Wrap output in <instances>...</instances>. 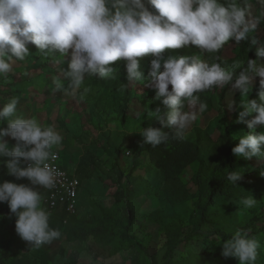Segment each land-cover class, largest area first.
Returning <instances> with one entry per match:
<instances>
[{"label":"rangeland","instance_id":"374dc122","mask_svg":"<svg viewBox=\"0 0 264 264\" xmlns=\"http://www.w3.org/2000/svg\"><path fill=\"white\" fill-rule=\"evenodd\" d=\"M239 3L253 18L264 15V0ZM250 35L264 43V20ZM28 47L29 55L23 60L13 58L12 71L0 76V108L18 97L17 115L34 117L45 126L55 125L64 139L62 147L53 151L79 177L83 188L77 218L63 225L59 238L39 248L16 233L15 215L7 202H0V264H163L172 247L175 251L170 264H239L235 257L222 254L224 240L237 230L248 231L259 241L255 264H264V160L232 153L239 138L252 132L247 125L251 116L243 122L238 120L236 106L246 99L238 90L229 86L224 91V85L197 94L207 107L198 113L187 137L199 141L206 162L205 184L200 188L197 183L200 164L196 163L182 178L191 192L189 201L171 205L165 200L160 173L148 165L140 134L150 124L160 127L147 112L163 108L162 98L156 99L147 79L128 81L120 61L114 65V78L86 77L84 86L90 89L87 95L70 96L55 83L67 69L70 56L45 55L34 44ZM195 54L209 63L214 60L200 50H194ZM247 59L264 64L250 42L229 41L220 62L226 69L239 63V72ZM259 81V77H253L248 96L257 103H261ZM61 82L67 86V81ZM184 110H191L187 103ZM0 127H7V122ZM256 131H264V126ZM224 135L232 138L231 146L223 141ZM5 139L10 148L15 146L14 139ZM8 159L0 158V168ZM230 171L242 174L236 186L227 180ZM4 181L30 185L8 171L0 179ZM249 195L257 203L244 209L239 202ZM198 202L207 208L201 210ZM55 217L50 215L49 219L54 227Z\"/></svg>","mask_w":264,"mask_h":264},{"label":"clouds","instance_id":"9594fccd","mask_svg":"<svg viewBox=\"0 0 264 264\" xmlns=\"http://www.w3.org/2000/svg\"><path fill=\"white\" fill-rule=\"evenodd\" d=\"M150 6V7H149ZM264 15L253 18L239 0H0V76L12 71L13 58L29 55V44L41 53L70 56L67 69L55 80L67 95L84 98L90 89L89 76L114 78V65L122 61L128 81L147 79L148 87L162 98L163 108L149 110L147 116L158 122L144 127L143 143L156 147L169 138L184 139L198 113L206 110L199 103L200 92L231 85L242 99L236 106L238 120L246 117L252 132L239 138L232 153L245 159L264 160V64L247 59L231 69L221 63H209L198 55H166L172 50L195 47L203 53H216L229 41L250 42L257 58H264V43L254 33ZM150 57L147 76L141 60ZM259 77L261 103L248 99L253 77ZM67 81V86L61 82ZM171 86V87H170ZM18 97L0 108V158L8 157V174L27 178L30 185L0 182V202H7L15 215L16 233L39 248L59 238L60 231L49 223L50 213L42 206L39 188H52L57 170L49 163L57 158L63 135L55 125L45 126L38 119L17 115ZM189 111H185V104ZM232 107V106H229ZM170 129V132L164 129ZM5 137L16 141L9 147ZM264 175V173H262ZM242 179L239 171L227 173L233 185ZM244 209L253 208L257 200L242 197ZM259 241L248 231L237 230L222 244L225 257H235L239 264H255Z\"/></svg>","mask_w":264,"mask_h":264},{"label":"trees","instance_id":"16d2710c","mask_svg":"<svg viewBox=\"0 0 264 264\" xmlns=\"http://www.w3.org/2000/svg\"><path fill=\"white\" fill-rule=\"evenodd\" d=\"M195 50L197 52L199 49L195 47H187L179 50H172L169 53H166V55H173L176 54L179 55H192V52ZM197 50V51H196ZM223 52V48H221L216 53H204L205 56L209 58H214L212 63L219 62L221 63V54ZM196 55V54H195ZM150 57H145L141 60V70L145 73L147 76V71L149 67ZM238 73V72H237ZM231 85H226L224 88V91L227 90V87ZM199 94L204 95L203 92H200ZM203 99L199 97V103H202ZM229 129V128H228ZM170 132V131H167ZM223 141L231 146L232 138L229 135L222 136ZM143 142V139H142ZM145 145V156L148 159V165L152 168V170H156L160 173L162 177V181L164 183V197L165 200L171 204V205H178L181 203H186L189 201L191 197V192L188 189V187L184 184L182 178L185 175V173L188 171V169L195 165L196 163L200 164V171L197 174V183L200 188L203 187L205 184V173H204V165L206 162H204L203 156H202V149L199 146L198 140L189 139L187 137V134L184 139H173L169 138V140L166 143H162L156 147H152L149 144ZM116 166L119 167V162H116ZM234 168L237 167L236 165H233ZM141 168L137 165V170ZM7 167L6 165H3L0 168V179H3L4 173H6ZM14 177V176H13ZM123 177V176H122ZM223 191H220V194H223ZM209 205V203H208ZM197 207L201 210L206 209L202 202L197 203ZM56 216V227L50 225L52 228L58 229L61 232L64 222L68 219L67 215L64 214H57ZM203 217L205 218V221H208L206 211H203ZM76 217L69 218L68 222L70 223L75 220ZM68 222L66 225H68ZM55 225V224H53ZM224 235V234H223ZM227 238V237H225ZM175 247H172L168 253V259L163 264H170L173 260Z\"/></svg>","mask_w":264,"mask_h":264},{"label":"built area","instance_id":"2783aa9c","mask_svg":"<svg viewBox=\"0 0 264 264\" xmlns=\"http://www.w3.org/2000/svg\"><path fill=\"white\" fill-rule=\"evenodd\" d=\"M129 155L131 153H128ZM49 163L57 170L56 183L52 188H39L43 192L42 206L50 213L51 216L57 214H66L68 219L64 222L67 224L69 218L76 217L79 214L80 196L82 192V183L79 177L68 170L59 153L54 161ZM21 182H31L27 178L19 179Z\"/></svg>","mask_w":264,"mask_h":264}]
</instances>
